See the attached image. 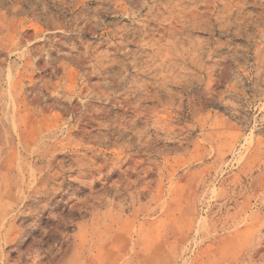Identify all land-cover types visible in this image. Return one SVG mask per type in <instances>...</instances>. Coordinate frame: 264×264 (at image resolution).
I'll list each match as a JSON object with an SVG mask.
<instances>
[{"label":"rangeland","instance_id":"374dc122","mask_svg":"<svg viewBox=\"0 0 264 264\" xmlns=\"http://www.w3.org/2000/svg\"><path fill=\"white\" fill-rule=\"evenodd\" d=\"M0 264H264V0H0Z\"/></svg>","mask_w":264,"mask_h":264}]
</instances>
